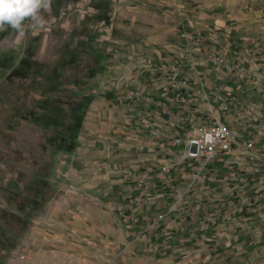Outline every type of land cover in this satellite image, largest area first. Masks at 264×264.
<instances>
[{
  "label": "rangeland",
  "instance_id": "1",
  "mask_svg": "<svg viewBox=\"0 0 264 264\" xmlns=\"http://www.w3.org/2000/svg\"><path fill=\"white\" fill-rule=\"evenodd\" d=\"M39 14L23 37L0 30V264L19 248L32 253L15 264H264V180L223 237L142 236L121 136L126 95L166 84L164 66L198 85L195 64L231 133L263 139L264 0H52Z\"/></svg>",
  "mask_w": 264,
  "mask_h": 264
},
{
  "label": "built area",
  "instance_id": "2",
  "mask_svg": "<svg viewBox=\"0 0 264 264\" xmlns=\"http://www.w3.org/2000/svg\"><path fill=\"white\" fill-rule=\"evenodd\" d=\"M181 36L190 47L187 31ZM213 61L227 67L234 81L257 76L240 72L226 58ZM194 68L198 85L175 66H164L166 84L143 86L125 97L136 103L131 102L132 119L121 135L129 148L123 156L124 206L126 212H141L138 221L147 223L142 236L153 230L167 238L223 237V223L256 210L250 209L257 199L252 183L256 175L264 180V138L257 142L231 133L219 114L224 104ZM141 94L146 98L140 99ZM240 101L236 96L231 103L239 109ZM150 211L153 218H148ZM30 253V248H19L6 264L21 262Z\"/></svg>",
  "mask_w": 264,
  "mask_h": 264
},
{
  "label": "clouds",
  "instance_id": "3",
  "mask_svg": "<svg viewBox=\"0 0 264 264\" xmlns=\"http://www.w3.org/2000/svg\"><path fill=\"white\" fill-rule=\"evenodd\" d=\"M51 3L52 0H0V30L7 25L23 37L26 20L32 23L34 29L42 28L45 21L39 13L41 10L48 11Z\"/></svg>",
  "mask_w": 264,
  "mask_h": 264
},
{
  "label": "trees",
  "instance_id": "4",
  "mask_svg": "<svg viewBox=\"0 0 264 264\" xmlns=\"http://www.w3.org/2000/svg\"><path fill=\"white\" fill-rule=\"evenodd\" d=\"M11 252H12V251H11ZM3 255L7 256L6 253H4ZM3 264H5V262H4Z\"/></svg>",
  "mask_w": 264,
  "mask_h": 264
},
{
  "label": "crops",
  "instance_id": "5",
  "mask_svg": "<svg viewBox=\"0 0 264 264\" xmlns=\"http://www.w3.org/2000/svg\"><path fill=\"white\" fill-rule=\"evenodd\" d=\"M121 131H119V133H120ZM253 216V215H252Z\"/></svg>",
  "mask_w": 264,
  "mask_h": 264
}]
</instances>
